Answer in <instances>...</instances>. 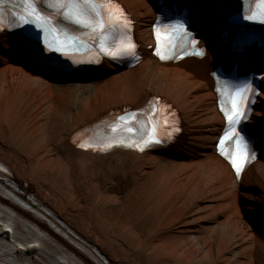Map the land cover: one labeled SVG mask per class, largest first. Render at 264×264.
Here are the masks:
<instances>
[{"label":"bare ground","instance_id":"6f19581e","mask_svg":"<svg viewBox=\"0 0 264 264\" xmlns=\"http://www.w3.org/2000/svg\"><path fill=\"white\" fill-rule=\"evenodd\" d=\"M117 1L153 44L151 0ZM204 13L202 45L216 34ZM212 52L178 64L146 52L135 68L104 64L64 80L1 34L0 228L15 241L0 237V264H264V92L247 123L259 158L238 181L215 153L224 120ZM154 97L185 119L173 147L86 146V130Z\"/></svg>","mask_w":264,"mask_h":264},{"label":"snow or ice","instance_id":"6c2138e0","mask_svg":"<svg viewBox=\"0 0 264 264\" xmlns=\"http://www.w3.org/2000/svg\"><path fill=\"white\" fill-rule=\"evenodd\" d=\"M83 14V13H81ZM36 19H39V17H37ZM75 22L78 24H82L84 27H89L90 25L85 22L82 21L79 16H77V18L75 19ZM101 27H103V25H101ZM193 43H195V41H193ZM128 48H134V45H129ZM159 55V53H157ZM245 115V113L239 111V106L236 102V100H233L232 102V106H231V111L226 113V117L227 119L232 122L234 121V118L236 117H243ZM129 131H131V129H129ZM156 143H159V141H156ZM143 150V149H141ZM232 164L236 169V172L239 174V172L241 171V168L243 167L244 163H245V159L242 156H237L235 158L232 159Z\"/></svg>","mask_w":264,"mask_h":264},{"label":"rangeland","instance_id":"374dc122","mask_svg":"<svg viewBox=\"0 0 264 264\" xmlns=\"http://www.w3.org/2000/svg\"><path fill=\"white\" fill-rule=\"evenodd\" d=\"M60 81H62V80H60ZM60 81H58L57 83H61V84H62V82H60ZM84 81H88V80H84V79H83V80H81V79H80V80H78L77 82H79V83H80V82H84ZM66 82H68V81H66ZM71 82H72V81H69L68 83H71ZM71 92H73V91H71ZM67 101H68V102H70V101H71V99H69V100H67ZM70 103H71V102H70Z\"/></svg>","mask_w":264,"mask_h":264}]
</instances>
